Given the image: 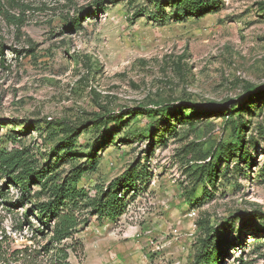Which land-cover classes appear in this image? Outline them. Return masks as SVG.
Listing matches in <instances>:
<instances>
[{"label":"rangeland","instance_id":"obj_1","mask_svg":"<svg viewBox=\"0 0 264 264\" xmlns=\"http://www.w3.org/2000/svg\"><path fill=\"white\" fill-rule=\"evenodd\" d=\"M193 1L206 12L192 0H0V149L47 170L23 193L0 164V264H64V250L68 264H192L205 243L222 264H264V0ZM165 106L178 119L156 128ZM112 115L122 127L95 150ZM131 170L121 208L106 210ZM78 172L63 208L81 225L57 244L36 205Z\"/></svg>","mask_w":264,"mask_h":264},{"label":"trees","instance_id":"obj_2","mask_svg":"<svg viewBox=\"0 0 264 264\" xmlns=\"http://www.w3.org/2000/svg\"><path fill=\"white\" fill-rule=\"evenodd\" d=\"M164 0H157L158 4H162ZM192 3L195 5H190L192 9V12H194L197 15L204 14L206 12V4L202 2H194L192 0ZM184 4V3H183ZM177 5H182L180 3H176ZM72 25L76 29H80V19L79 18H74L71 21ZM4 45L0 43V54L4 55ZM28 51V50H27ZM18 53H22L23 50H17ZM264 94V92L262 93ZM181 108V107H180ZM199 110L201 109H196V111L191 114V113H185V118L186 120H191L192 118H195L193 115H198ZM215 110H221V108H216ZM162 115L159 120L155 123L156 128H159L160 124L162 122L171 119V117L177 118V113H175L174 110H171L170 107L165 106L163 109H161ZM183 112V111H181ZM213 112V111H211ZM184 113H181L179 116H183ZM104 116H100V119L103 120ZM183 118V117H181ZM111 121H115L114 127H109L105 128L102 134L98 137L97 141L95 142V150L98 148L104 146L107 143V138L110 135H113L116 130L122 127V115H112L109 118L105 120L106 123H109ZM87 124H81L80 126H71L69 127V131L65 137L57 146V155L59 152L62 150H65V154H68L67 151L72 149L75 140L80 136L82 129L86 126ZM153 126H150L151 132L153 131ZM233 132L235 136L236 142H234L235 146H237L240 150L242 149L244 145V137H243V123L241 119H239V123H233ZM163 135V134H162ZM23 151L19 150H13L11 152H8L6 149H0V164L2 167L7 168L11 170L10 175H11V180L13 182L18 183L19 186L21 187V191L27 192L30 188V183L38 182L40 179L45 178V173L47 172L42 170V171H35L34 169L28 168L24 169L23 168ZM247 160L248 156L247 155H241L240 159ZM20 168H22L21 172L16 173ZM204 173H202L201 176H207L210 181L212 182L214 180L215 174L218 172L217 169H214V167H210V169H203ZM30 173L32 174L31 180L28 179L27 177H24L25 174ZM135 173V174H134ZM24 174V175H23ZM143 176L145 173L143 172ZM80 176V173L78 172L77 174H74L71 179L65 180L61 185L58 187H55V193L53 198L46 202L42 203H37L36 209L39 211V219L40 221L45 225L49 226L51 221H55V226L53 229V240L55 243L60 244L62 241L65 239L73 237V234L77 231L78 227L81 225V220L79 217L72 211H66L63 207L65 205V200L69 196H74V194H77V190L74 187L73 181H75L78 177ZM136 176V171L133 172L132 170L127 172L123 178L118 179L115 182L114 185V190L111 192L109 195L106 204L104 205L106 210L110 212H117L119 208H121V203H119V192L121 189H123L126 185L129 184H134V179ZM38 180V181H37ZM131 190H134V188H131ZM127 192H130V189H127ZM1 190H0V195H1ZM208 244H204V248L199 249V253L196 255V261L195 263L192 264H222L223 258L217 256V251H213L209 253L208 251ZM225 251L224 248L221 249V252ZM69 254L64 250V255L62 258V261L64 264L67 263V258Z\"/></svg>","mask_w":264,"mask_h":264}]
</instances>
